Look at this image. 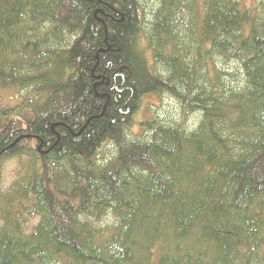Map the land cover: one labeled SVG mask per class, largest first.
Wrapping results in <instances>:
<instances>
[{
  "label": "trees",
  "instance_id": "16d2710c",
  "mask_svg": "<svg viewBox=\"0 0 264 264\" xmlns=\"http://www.w3.org/2000/svg\"><path fill=\"white\" fill-rule=\"evenodd\" d=\"M147 1L0 0V264H264V17Z\"/></svg>",
  "mask_w": 264,
  "mask_h": 264
},
{
  "label": "rangeland",
  "instance_id": "374dc122",
  "mask_svg": "<svg viewBox=\"0 0 264 264\" xmlns=\"http://www.w3.org/2000/svg\"><path fill=\"white\" fill-rule=\"evenodd\" d=\"M244 7L248 8L256 18L264 17V0H241ZM157 3L156 0H148L147 5H151L152 8ZM229 68L233 69L234 65L230 64ZM226 71V69H224ZM227 73V72H226ZM21 89V88H20ZM14 90V88H2L0 89V103L6 107H14L20 101L21 90ZM176 104V105H175ZM175 99L170 96L148 97L145 99L142 110L134 118V131L138 134L143 133L142 128L138 124L144 119L151 117L152 115H158L161 117L172 116L174 108H177ZM176 111V110H175ZM142 131V132H141ZM16 160L5 159L0 164V188L2 191H6L9 188L10 181L15 177Z\"/></svg>",
  "mask_w": 264,
  "mask_h": 264
}]
</instances>
